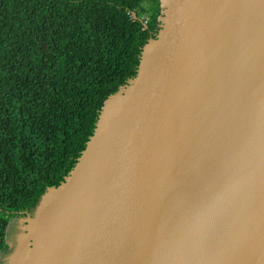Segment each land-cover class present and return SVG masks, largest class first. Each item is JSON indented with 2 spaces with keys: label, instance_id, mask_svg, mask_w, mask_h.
<instances>
[{
  "label": "water",
  "instance_id": "obj_1",
  "mask_svg": "<svg viewBox=\"0 0 264 264\" xmlns=\"http://www.w3.org/2000/svg\"><path fill=\"white\" fill-rule=\"evenodd\" d=\"M159 8L136 75L22 218L8 264L34 249L21 236L56 200L73 207L46 264H264V0Z\"/></svg>",
  "mask_w": 264,
  "mask_h": 264
},
{
  "label": "trees",
  "instance_id": "obj_2",
  "mask_svg": "<svg viewBox=\"0 0 264 264\" xmlns=\"http://www.w3.org/2000/svg\"><path fill=\"white\" fill-rule=\"evenodd\" d=\"M159 16V0H0V254L136 75Z\"/></svg>",
  "mask_w": 264,
  "mask_h": 264
},
{
  "label": "bare ground",
  "instance_id": "obj_3",
  "mask_svg": "<svg viewBox=\"0 0 264 264\" xmlns=\"http://www.w3.org/2000/svg\"><path fill=\"white\" fill-rule=\"evenodd\" d=\"M61 202L60 200H56L50 204L48 208V218L42 225L35 226L34 223H32L29 227H26L29 233L21 236V245L24 246L30 239H33L34 249L30 252L23 251L20 257H16L15 260L17 264H46L49 262L47 257L42 258L40 256L41 253L44 256V243L48 242L47 237L57 235L63 230L71 215L73 207L63 205ZM92 214L93 206L89 204L88 220L85 225V231H89ZM36 237H38V241ZM52 264H54V262Z\"/></svg>",
  "mask_w": 264,
  "mask_h": 264
},
{
  "label": "rangeland",
  "instance_id": "obj_4",
  "mask_svg": "<svg viewBox=\"0 0 264 264\" xmlns=\"http://www.w3.org/2000/svg\"><path fill=\"white\" fill-rule=\"evenodd\" d=\"M25 222L22 218H12L8 224L6 242L9 245V250L0 254V264H8V257L11 253V248L16 247L19 235L24 232Z\"/></svg>",
  "mask_w": 264,
  "mask_h": 264
},
{
  "label": "flooded vegetation",
  "instance_id": "obj_5",
  "mask_svg": "<svg viewBox=\"0 0 264 264\" xmlns=\"http://www.w3.org/2000/svg\"><path fill=\"white\" fill-rule=\"evenodd\" d=\"M22 218H24V217H22ZM11 250H13V248H11Z\"/></svg>",
  "mask_w": 264,
  "mask_h": 264
}]
</instances>
